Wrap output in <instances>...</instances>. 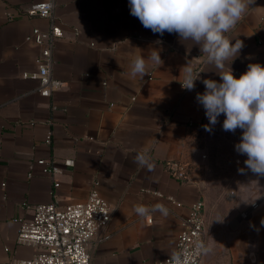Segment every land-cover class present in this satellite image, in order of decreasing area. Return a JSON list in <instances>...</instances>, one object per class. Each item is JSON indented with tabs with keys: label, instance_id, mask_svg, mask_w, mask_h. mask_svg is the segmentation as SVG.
<instances>
[{
	"label": "crops",
	"instance_id": "0c3cea01",
	"mask_svg": "<svg viewBox=\"0 0 264 264\" xmlns=\"http://www.w3.org/2000/svg\"><path fill=\"white\" fill-rule=\"evenodd\" d=\"M37 1L0 0V263L35 253L36 247L17 242L20 221L32 216L33 205L83 201L96 189L111 214L91 239L90 264H155L175 251L181 222L201 197L205 111L196 96L205 90L204 79L219 82L220 75L198 45L145 28L131 15L129 0H53L63 36L54 44L52 76L62 85L43 96L37 79L23 76L36 71L39 52L26 37L34 27L49 26L46 18L20 16ZM250 7L229 33L244 44L230 64L237 77L250 63L264 65V0ZM153 49L163 63L149 61V75L130 78L132 59H147ZM187 63L201 71L192 91L180 83ZM144 149L151 170L135 162ZM39 158L61 170L44 174ZM65 158L74 164L64 166ZM172 160L188 163L186 180L166 168ZM262 194L264 183L226 223L206 226L204 264H264V198L242 216ZM156 203L169 209L167 217L134 212Z\"/></svg>",
	"mask_w": 264,
	"mask_h": 264
},
{
	"label": "clouds",
	"instance_id": "9594fccd",
	"mask_svg": "<svg viewBox=\"0 0 264 264\" xmlns=\"http://www.w3.org/2000/svg\"><path fill=\"white\" fill-rule=\"evenodd\" d=\"M253 4L254 0H129L131 15L145 28L160 35L176 33L182 42L191 41L206 54L208 63L219 73L220 81L204 79L205 90L196 96L208 119L204 128L211 132V126L223 115V130L235 132L241 129L235 149L246 156L247 169L264 176V65L250 63L238 77L233 75L230 67L244 44L229 33ZM233 39L234 43L231 42ZM149 61L155 67L163 63L158 49H153L147 59L142 55L132 59L130 78L143 80L149 75ZM200 72L194 71L189 63L184 65L182 87L194 90ZM135 162L149 170L153 168L148 149L138 153ZM134 212L141 218L156 213L163 217L169 215V209L163 203L150 207L139 204ZM209 251L204 242L197 240L195 254ZM172 259L175 264H189V258L183 253L174 254Z\"/></svg>",
	"mask_w": 264,
	"mask_h": 264
},
{
	"label": "built area",
	"instance_id": "2783aa9c",
	"mask_svg": "<svg viewBox=\"0 0 264 264\" xmlns=\"http://www.w3.org/2000/svg\"><path fill=\"white\" fill-rule=\"evenodd\" d=\"M53 8V0H42L30 3L20 13V16L42 17L49 21L47 30L34 27L26 37L27 41L38 46L39 52L36 58V71L23 74L24 77L37 79L36 91L47 97L52 96L62 85L60 80L52 76L54 44L63 36L62 28L55 22ZM44 141L50 143L51 130H48ZM245 159L246 156L241 154L235 161L245 166ZM36 162L42 166L44 174L52 177L61 170L53 160L39 158ZM62 163L67 167L72 166L74 161L65 158ZM165 166L175 178L187 179L189 169L187 162L172 160L167 161ZM30 176L29 172L27 177ZM58 185L59 182L54 180L53 186ZM262 198L264 194L253 201L242 216L245 217L249 209H254ZM204 210L205 203L202 197L193 201L177 233L175 251L155 264H175L172 257L176 253H183L188 257L189 264H204V254H195L197 240L207 244ZM110 214L109 203L96 189H91L83 201L66 205H59L55 201L35 204L32 206V216L20 221L17 234V242L36 247L35 253L31 258H13L0 264H90L91 239L97 231L106 226Z\"/></svg>",
	"mask_w": 264,
	"mask_h": 264
},
{
	"label": "rangeland",
	"instance_id": "374dc122",
	"mask_svg": "<svg viewBox=\"0 0 264 264\" xmlns=\"http://www.w3.org/2000/svg\"><path fill=\"white\" fill-rule=\"evenodd\" d=\"M224 116L218 117V122L212 131H206L204 125L208 119L204 114L199 135L201 149V197L205 203L206 226L218 228L235 215L238 204L251 200L258 187L264 183V176L257 175L235 159L239 154L235 145L242 134L241 129L235 132L223 130ZM243 169V171H241Z\"/></svg>",
	"mask_w": 264,
	"mask_h": 264
}]
</instances>
